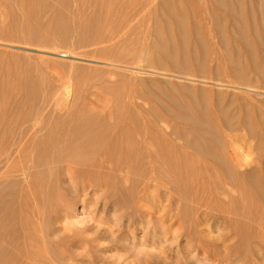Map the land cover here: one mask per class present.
Listing matches in <instances>:
<instances>
[{
  "label": "bare ground",
  "instance_id": "bare-ground-1",
  "mask_svg": "<svg viewBox=\"0 0 264 264\" xmlns=\"http://www.w3.org/2000/svg\"><path fill=\"white\" fill-rule=\"evenodd\" d=\"M154 1L102 0L88 14L90 17L87 15V24L81 20L83 30L89 32L86 44L102 45L96 51L99 55L94 53L108 64L132 69L134 79L127 81L131 87L130 104L112 109L109 120L103 119L105 122L99 124L84 108H79L72 125L55 119L47 130L38 127L39 130H32L36 135L18 137L13 143L15 151L9 147L11 152L18 150L17 155L29 158L33 167L41 168L29 174L30 178L24 179L26 183L19 184L22 180L11 178L0 181V264H67V257H75L69 246L76 242L90 252L88 246L92 242L84 235V229L65 222L64 231L60 232L62 226L52 223L53 218L64 222L67 213L61 215L53 210L55 215L45 210L46 200L50 204V199L58 200L56 186L61 181L57 184L56 176L49 174L51 168L46 167L56 162L64 163L62 167L69 171L70 182L82 189L90 186L113 189L111 195L116 191L121 199L138 188L135 200L141 214L156 207L172 208L177 201L174 192L179 201L202 194L204 200L193 204V217L182 221L192 232L204 222L206 215L199 211L201 207L217 210L211 213L214 220L221 218L222 212L225 216L226 212H232L236 217L229 220L226 216L228 221L224 216L222 220L229 222L228 229L237 232L234 236L241 244H228L230 237L225 240L220 245L226 244L225 257L242 260L245 249L253 253L250 251L253 246H264L261 229L257 233L250 223L257 222L264 231V0H160L156 4ZM18 2L25 11L26 29L30 31V25L36 21L37 0ZM146 11L153 14L150 25L141 20ZM140 22L142 30L132 36ZM152 73L205 77L217 80L220 86L210 92L185 85L182 89L187 95L181 98L176 89H167L158 80L142 75ZM124 82L121 74L118 80L104 85L108 99L120 100L124 96L123 89L117 94L119 87L124 88ZM7 85L10 88L11 83ZM25 85H20L25 96L21 99L35 94ZM140 88L152 96L148 106L133 99ZM8 98L0 97L1 124L5 108L12 102L10 95ZM24 115L23 120L28 117ZM141 115L143 124L139 121ZM245 136L256 140L255 151H250L248 157L241 151ZM125 180L131 185L125 186ZM221 194L229 199L223 196L222 199ZM118 232L124 234L122 229ZM53 235L57 239H52ZM256 235L261 240L253 243ZM249 239L251 245L250 241L244 245ZM256 253L253 255L258 257Z\"/></svg>",
  "mask_w": 264,
  "mask_h": 264
},
{
  "label": "rangeland",
  "instance_id": "rangeland-1",
  "mask_svg": "<svg viewBox=\"0 0 264 264\" xmlns=\"http://www.w3.org/2000/svg\"><path fill=\"white\" fill-rule=\"evenodd\" d=\"M101 1L37 0V8L34 15L36 21L33 22L35 25L31 24L32 30L30 29L29 31L26 29L28 19H26L27 22L25 23L27 16L18 0H0V97L9 100L8 97L10 95V100L12 101L9 102L11 104L5 108L6 110L4 109L3 121H1L2 124L0 123V131L2 130L3 135H0L2 137L0 138L2 140H0V148L5 144L4 141L8 140L6 142L7 144H5L8 149L3 146L2 148L4 149H1L2 153H0V181H4L6 178H9L7 180H10V178L19 179L22 180L20 183L18 182L19 180L13 181L22 184L25 181L24 179L27 178L28 180L36 169L41 168L33 167L29 158H23V156L17 155L18 150H16V154L13 153L15 151V144L13 143L18 137L24 134L27 137L31 136V134L36 135V132L33 133L32 130H39L38 127H42L43 129L41 130H47L49 128L48 125L58 118L62 122L72 125V122L76 118L75 113L79 111V108H84L86 114L88 116L90 115L89 117L92 116V120L95 118L93 121L99 124L102 123L103 119L109 120L112 109L121 108L122 105L130 104L129 93L131 87L127 81L129 82L134 79L130 74L132 73V69H128L125 66L108 64L104 58L98 56L99 49L102 47L101 44H86L89 32L83 30L84 26L82 27V25L84 23L87 24L86 20L88 21L90 17L88 14H91L95 10L96 4ZM158 1L160 0H155L154 4ZM154 4H152V8H154ZM142 17L141 20L143 23H148L149 25L150 22L152 23V13L150 14L146 11L142 14ZM81 20L84 23L81 24ZM79 23L80 26L78 25ZM80 27H82V30ZM142 28L143 24L141 22L138 23L132 36L134 33L142 30ZM33 30L36 31L34 32ZM121 74L124 76L126 82H124V88L122 86L118 88L117 94L120 93L121 89L125 93L121 98L122 100L115 98L112 101L108 99L104 85L108 82L116 81V79L118 80ZM142 75L147 79L152 78L158 80L165 84L167 89H176L181 98L187 95V92L182 89L185 85L194 86L199 90L210 89V92L213 89L217 90L220 86L216 84L217 80H210V78L200 76L197 79L193 75L186 76L182 73L179 75H184L187 78L177 77L175 75L166 76L159 73ZM4 83H6L7 87V84L10 85L11 83L10 88H7ZM21 83L26 84L27 90L30 89L35 92L34 95L32 94L33 96L31 95L32 97H36V94H38L37 99L33 98L34 100H31L32 97L29 99H21L23 96L20 86ZM140 90L138 93H135L136 95L133 99L137 104L148 106L152 96L147 91H142L141 88ZM239 90L240 92L242 91L241 89ZM239 90L236 89L234 91ZM13 95L15 96L14 99L12 98ZM24 102L27 103L25 104L26 106ZM28 112H32L35 116ZM24 114L28 117H24L25 119L23 120ZM30 115L31 117H29ZM36 115L39 120H42L40 121V123L43 122L42 124L38 122L39 120ZM150 117L153 118V116ZM6 118L9 119L7 120ZM121 120H125L124 116ZM139 121L142 124L144 123L142 115L139 117ZM33 123L35 126H32ZM10 130L13 131L9 133ZM9 142L10 144H8ZM242 143L241 149L243 150L241 151L245 157H248L250 151L252 153L255 151L254 146L256 145V140H249L245 136ZM250 144L252 147H250ZM9 147L14 149V151L12 150L11 152ZM5 150L7 151L5 152ZM7 152L8 155H6ZM10 154L12 155L9 156ZM56 163L54 165L51 164V167H46L51 168L49 174H53V177L56 176L55 179H57L58 183L55 182L56 180L53 181V179H50L52 177L51 175L49 178L50 181L52 180L53 183L57 184L60 183L59 180L61 181V186H56L58 190L56 198L58 200L55 198L52 199L56 200L55 203L50 199L51 204L49 200H46L47 208H53L51 209L52 211L49 208H45V210L51 214L55 212L53 210H57L56 212H59L58 214L61 215L67 213L64 222H62L63 220L53 218L54 220L51 219L52 223L61 227L66 222L68 226L84 229V235L88 236L90 242H92L90 243L92 246H88L90 252L89 250L85 251V249H82L80 242L71 244L69 249L75 257H67L65 260L67 264H264V246L260 247L261 249L256 246L259 251H257L255 246H253V249L251 248L254 251L250 249L255 255V249L260 253L263 248V253H256L260 258L255 257L253 253L247 251L248 249H245V254L243 253L244 257L241 255L242 260L240 259L241 257H225L224 246L226 244L220 247V245L225 243V240H228L230 237L229 242H227L234 246H238L240 243L238 241L239 238L234 236L237 232L228 229L229 222H224L229 217L231 219L236 217L234 213L226 212L227 218L225 213L222 212L221 218L214 220L211 217L213 215L211 213H217V210H209L201 207L199 211H201L202 215L206 216L203 217L205 218L203 219L204 222L200 225L198 224L197 228L195 226L193 232L190 227L188 228L187 223L182 222L193 217V204L195 205L197 202L204 200L202 194H200V197H198V194L196 196L197 199L196 197H186L179 201L176 192H174V197L177 201L171 206L172 208L166 209L169 212L161 207H156V209H148L146 213L141 214L137 209V202L135 200L138 188L134 189L133 192L130 191V198L129 195H125L124 197H120L121 199H119L116 191L113 192L112 198L111 193L113 189L112 191L102 188L92 189L93 187L91 186L82 189L81 187H77L75 182H70L67 176L69 171L62 167L64 163ZM46 167L42 166L43 169L47 170ZM52 171L59 175L58 178L62 176V179H58V175ZM124 184L125 186L131 185L128 180H125ZM58 186L61 188H58ZM104 190L109 192H105ZM222 196L229 199L228 196L225 197V195L221 194ZM227 199L224 200L226 201ZM227 202L229 201L227 200ZM49 213V216L57 215L56 213L53 215ZM224 216L227 220H222ZM254 222L250 221L252 227L254 225L253 228L251 227L252 230L255 229L260 234L259 230L261 229L260 237L264 239L263 229L260 226L258 227L259 224L257 222ZM63 226L60 228V232L64 231ZM119 229L124 230V234H118ZM232 232L234 233L231 236ZM97 235L98 237H96ZM53 237L52 239H57L58 236L53 235ZM257 237L259 236H254L253 239L251 238V241L254 243L261 240V238L259 239ZM249 241L250 239L244 242V245L247 246ZM251 241L250 245L252 243ZM234 243L237 244L235 245Z\"/></svg>",
  "mask_w": 264,
  "mask_h": 264
}]
</instances>
